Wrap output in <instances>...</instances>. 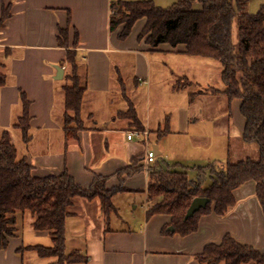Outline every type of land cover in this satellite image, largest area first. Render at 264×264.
I'll list each match as a JSON object with an SVG mask.
<instances>
[{"label":"crops","instance_id":"obj_1","mask_svg":"<svg viewBox=\"0 0 264 264\" xmlns=\"http://www.w3.org/2000/svg\"><path fill=\"white\" fill-rule=\"evenodd\" d=\"M110 1L0 0V17L3 7L9 12L0 27V63L4 64L0 65V73L6 76L0 87V136L3 131L9 132L19 157L32 165V174L42 177L66 170L86 189L95 176H105V187L111 188L120 184L117 171L134 156H144V168L123 175L121 184L125 189L111 195L115 209L119 206L116 195L124 194L119 201L136 202L135 210L140 206L137 217L130 216L126 221L118 218L115 211L111 219L103 212L98 197H76L71 214L65 219L64 243L65 254L76 252L79 259L63 264H200L194 256L207 244H219L226 234L264 251V215L252 181L234 189L235 204L227 213L218 215L210 211L199 215L196 230L187 235L162 231L170 226L168 214L147 216V211L161 200L160 196L149 197L146 191L149 165L165 169L161 161L167 160V169H182L189 177H195L199 166L227 159L234 162L227 144L230 136L241 138L244 118L238 99L229 102L223 95L200 94L192 99L189 96L200 88L222 86L217 60L188 55L182 44L151 47L145 37L138 39L145 18L135 21L126 38H118L122 25L114 31L108 27ZM151 1L167 7L178 0ZM261 6L264 0H250L246 9L254 13ZM192 7L200 8L199 0H192ZM66 27L69 46L74 31L78 33L76 59L85 88L80 106L83 128L72 138H66L64 129L63 86L70 83L66 78L69 68L66 50L58 45V29ZM54 65L63 70L59 79L55 78ZM213 72L215 79L210 75ZM181 77L193 82L191 86L196 89L174 85ZM127 79L132 87L130 95ZM121 82L134 106L138 128L130 118L120 115L128 109L121 96ZM20 92L28 100L27 144L13 127L22 113ZM214 99L225 107L227 126L225 134H208L209 138L202 128L205 125L202 114L216 104ZM133 131L146 134L127 139V134ZM205 137L209 141L204 144L201 140ZM213 139L218 141L217 147L212 144L210 147ZM150 149L156 157L147 164L145 154ZM223 150H227L225 154ZM196 153L197 157L193 156ZM31 222L28 212H17L16 233L0 249V264H24L27 252H34L37 257L30 258L32 264L46 258L52 259L42 264H57L56 257H41L36 250L29 249L52 245L48 231L34 230Z\"/></svg>","mask_w":264,"mask_h":264},{"label":"trees","instance_id":"obj_2","mask_svg":"<svg viewBox=\"0 0 264 264\" xmlns=\"http://www.w3.org/2000/svg\"><path fill=\"white\" fill-rule=\"evenodd\" d=\"M250 0H199L200 8L192 7V0H178L167 7H160L151 0H111L109 3L108 27L114 31L122 25L118 38H126L135 23L145 18V24L138 39L145 37L151 46L168 44L175 47L184 45V53L215 59L221 66V87L208 86L190 93L192 99L200 94L223 95L229 102L240 101L239 111L244 118L242 141L258 146V157H246L237 161L230 159L197 168L195 177H189L185 170L163 169L149 165L147 193L149 197L160 196L147 216L155 213L171 216L173 231L163 228L164 233L187 235L197 228L199 215L215 212L224 215L235 204L233 191L248 181L254 183L255 195L264 215V6L255 13H248L246 6ZM7 7L2 8L0 27L8 17ZM69 24V22H68ZM233 25H236L238 43L232 39ZM66 28L58 29V45L66 50L69 73L68 85L64 90V129L66 138L75 137L83 128L80 120V106L85 88L81 85L76 59L78 33L74 31L72 45L67 43ZM237 46V47H236ZM0 65H4L1 64ZM186 80L184 77L179 78ZM174 85H178V80ZM6 76L0 73V87ZM187 85H194L187 81ZM121 96L127 101L128 109L120 112L130 120L134 127L139 122L134 106L125 94L121 82ZM22 113L13 124L22 136L24 144L30 140L28 100L20 92ZM166 130L161 131V133ZM144 156H134L130 163L117 171L120 184L106 188L107 177L95 176L89 188H83L64 170L59 175L38 177L32 174V165L18 151L8 131L0 136V249L6 247L8 237L16 233L17 212H28L36 231H48L52 245L48 247L29 246L41 257L53 256L57 264L78 261L76 252L65 254V219L71 214L70 208L76 197L93 199L98 197L103 212L107 215L116 211L111 195L124 190L121 184L123 175H131L144 168ZM206 170L209 182H206ZM209 199L205 207L196 211L192 217L184 219L185 212L194 197ZM194 258L200 264H264V251L248 244L237 242L226 234L219 244H207Z\"/></svg>","mask_w":264,"mask_h":264},{"label":"rangeland","instance_id":"obj_3","mask_svg":"<svg viewBox=\"0 0 264 264\" xmlns=\"http://www.w3.org/2000/svg\"><path fill=\"white\" fill-rule=\"evenodd\" d=\"M232 39H233L232 41H233L234 45H237V43H238V34H237L236 25H233ZM0 72H1V66H0ZM210 75H211V77L213 79L216 78L215 72L211 73ZM187 81L188 80L179 79L178 80V84L179 85H187ZM125 83H126V88L128 89L127 92L130 95L132 87L130 85L129 80L127 79L125 81ZM194 89H196V87L195 86H191V88L189 90H194ZM209 96H207V98H209ZM214 100H216V104L214 103L215 105L213 104L214 106L212 108H206L205 110H203L204 113L202 114V117H205L204 118L205 125H203L202 128H204V131H206L205 132L206 136L209 137V138H210L211 135H208V134H212V135L213 134H225V129H226L225 127L227 126L226 115H225V107L224 106L222 107L219 104L220 103L219 99H214ZM208 105L209 104L207 103V106ZM202 128H201V130H202ZM214 140L215 139H213L212 143H210V147H211V144L213 145V147H217L219 145L218 141L217 140L214 141ZM202 141L205 144L209 140H208V138L205 137V138H203L201 140V142ZM153 144H155V143L153 142ZM227 149H229V152H228L229 153V157L232 160H234V161H237V160H240V159H244L246 157H249V158H252V159H256L258 157V153H259L258 146L255 143H245V142H243L241 140L240 137H236V136H230L229 146L227 144ZM214 151H217V149H215ZM226 151L223 150V154H225ZM191 153H193V151ZM204 153H206V151H204ZM210 154H212V153L210 152ZM193 156L197 157V153L194 154ZM161 163L165 167V169H167V163H169V162H167V160H164V161H161ZM215 166H216V168L219 169L221 164L219 162H216ZM189 175H191V174H189ZM205 177L207 179L206 181L209 182V172H208V174L205 175ZM116 196H117V200L119 202V206H117L118 209H116V213H117L118 218H122V219L128 221L130 216L137 217V214H139V211H140V206H138L136 208V210H135L134 205H138V204H136V202H133V203L131 202L130 204H128L126 202V200H124V199L122 201H119L120 199L123 198L124 194H119V195H116ZM114 208H115V206H114ZM116 213H115V211H111L109 213V216L111 217V219L114 218V215ZM41 243L43 244V243H47V242H41ZM32 256L35 259L37 258L34 252L25 253V255H24V264H30V263L32 264L33 261L30 262V258H32ZM48 259H50V258H48ZM48 259L46 258L43 261H39V262L37 261L36 264H42V262H46Z\"/></svg>","mask_w":264,"mask_h":264},{"label":"water","instance_id":"obj_4","mask_svg":"<svg viewBox=\"0 0 264 264\" xmlns=\"http://www.w3.org/2000/svg\"><path fill=\"white\" fill-rule=\"evenodd\" d=\"M54 68L56 70L55 78L56 79L61 78L63 73L61 66L54 65ZM208 202L209 199L207 197H203V196L194 197L185 212L184 219L192 217L196 211H198L200 208L205 207ZM168 230L173 231L174 228L172 226H169Z\"/></svg>","mask_w":264,"mask_h":264},{"label":"built area","instance_id":"obj_5","mask_svg":"<svg viewBox=\"0 0 264 264\" xmlns=\"http://www.w3.org/2000/svg\"><path fill=\"white\" fill-rule=\"evenodd\" d=\"M141 134H146L145 132L142 131H133V132H129L127 134V139H131L133 135H141ZM155 152L153 150H148L145 154V161L147 164L152 163L155 160Z\"/></svg>","mask_w":264,"mask_h":264}]
</instances>
